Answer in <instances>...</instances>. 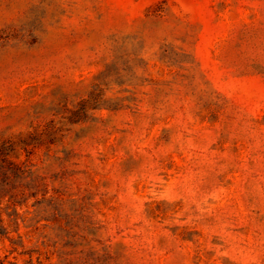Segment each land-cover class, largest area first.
Instances as JSON below:
<instances>
[{
    "label": "rangeland",
    "instance_id": "374dc122",
    "mask_svg": "<svg viewBox=\"0 0 264 264\" xmlns=\"http://www.w3.org/2000/svg\"><path fill=\"white\" fill-rule=\"evenodd\" d=\"M0 264H264V0H0Z\"/></svg>",
    "mask_w": 264,
    "mask_h": 264
}]
</instances>
